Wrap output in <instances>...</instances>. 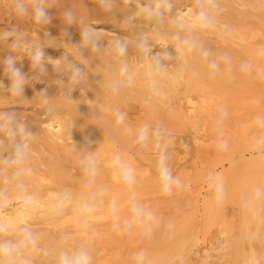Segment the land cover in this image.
<instances>
[{
    "label": "rangeland",
    "instance_id": "374dc122",
    "mask_svg": "<svg viewBox=\"0 0 264 264\" xmlns=\"http://www.w3.org/2000/svg\"><path fill=\"white\" fill-rule=\"evenodd\" d=\"M53 2L56 7L49 9L51 23L37 25L30 18L17 17L9 7L10 0H0V33L8 28L18 30L23 36L25 47L37 45L42 48L44 59L49 61L45 65L48 70L46 74L32 70L27 55L24 56L22 51L15 54L17 59L23 58L22 71L29 76V83H34L35 74L47 75L43 88L47 87V94L56 98L59 104L68 102L65 97L58 95L66 88L67 77H61L55 70L57 59L67 55L76 63L88 65L86 71L91 78L90 65L99 56L85 53L82 57L73 47L80 40L77 25L68 28L70 36L63 39L66 25L61 13L67 9H72L85 23L100 29L102 44L117 38H127L132 61L139 60L132 45L142 33L152 37L153 55H173L171 59L164 58L165 65L172 64L177 57L175 46L156 39L151 33V25L147 29L144 20L138 17L137 4L144 3V0H131V3L119 0L115 15L105 11L98 0ZM248 17L252 28H257L259 32V35L256 33L249 38L252 44L255 43L253 45L258 46L259 52L240 51L241 47H235L238 51L229 52L232 63L227 64L216 51H210L206 59L200 61L202 70L198 68L201 71L196 72L192 69V75L202 73L207 78L205 81L211 84H208L207 90L204 87L196 94L193 92L190 102L175 97L167 101L168 98L164 96L165 99L161 97V101L159 90L155 88L156 93H152L153 87L148 89L150 84L146 86L147 80L144 81L145 78L140 77V74L135 76L138 78H135L134 87L122 91L123 101L119 99L116 102L115 111L125 114L123 121L131 124L133 133L129 135L124 131L128 137H122L125 139L122 142L117 137L118 140L111 146L121 160L134 169L133 183L129 185L122 180L116 181L119 188L127 187L126 191L123 190L128 192V198L124 194L119 198L125 207L111 215L88 218V223L85 222L82 230L78 231L74 230L67 218L55 222V230L62 227L64 231L67 227L69 234L86 236L92 244L96 236L91 233L93 219L100 225L99 237L104 229H108L104 235L112 229L108 236L114 239L105 235L108 239L104 241L103 235L102 241L97 239L99 242L94 244L92 257L95 259L92 258V264H137V254L141 251L146 254L145 264H231L238 256L240 260L245 256L247 258L249 246L255 250L254 257L257 255L263 264L264 195L255 200L253 192L257 188L264 189V182H255L257 178V181H264V142H260L264 139V76L258 75L264 72V54H261L264 49L259 47L260 42L264 43V27L259 24L258 17L259 20L256 16ZM256 21L259 22L256 24ZM262 22L263 19L261 24L264 25ZM12 35L15 36V31ZM9 50V43L0 41V57L7 55ZM103 54L109 55L107 48ZM213 61L218 62V68L211 66ZM244 62L251 63V72L241 70ZM90 78L85 82L92 81L96 85V81ZM6 79L0 69V81L5 83V87ZM40 90L43 89H38V92ZM163 90L165 95L169 93L168 88L164 87ZM169 90H176L173 94L180 96L183 85L177 84ZM2 93L0 89V111L16 112L30 129L34 123L32 119L45 117L40 104L29 99L3 97ZM149 98L151 102L146 104L145 100ZM153 103L155 106H151ZM145 124L150 126L149 138L140 142L139 129ZM90 128L92 132L96 131L95 127ZM157 131L160 135L156 134ZM118 135L121 136V133ZM221 143H225L226 147H219ZM249 168H256L254 172L259 177ZM210 178L223 185L222 199L219 201L215 199V189L209 187ZM252 182L256 186L250 193L249 187L254 186ZM247 186L249 189L246 190ZM240 198L243 201L252 199L242 205ZM148 213L152 214L151 220L147 219ZM113 228L115 235H111Z\"/></svg>",
    "mask_w": 264,
    "mask_h": 264
},
{
    "label": "bare ground",
    "instance_id": "6f19581e",
    "mask_svg": "<svg viewBox=\"0 0 264 264\" xmlns=\"http://www.w3.org/2000/svg\"><path fill=\"white\" fill-rule=\"evenodd\" d=\"M175 2V8L180 9L186 18V22L191 24L190 15L195 10L194 0H177L176 4ZM137 5L136 9L138 12L140 5ZM216 5V27L203 31L196 29L194 35L197 38V46L192 50L181 48L172 64L171 62L164 64L165 71L162 75L150 73L145 61L136 60L137 58L134 59L136 61L130 59L131 68L135 74H140V77L145 78L143 79L144 81L147 80L146 86L150 84V87L147 88L155 87L159 90L160 100L164 96L168 98L167 101H169V98L173 99L175 97V99L181 100L182 98V100L185 99V102H190L193 92H200L204 87L206 89L208 84H211L207 83L209 82L208 80L205 81L207 78L202 73L196 74V76L192 75V71L200 72L202 70L200 61L207 57L203 54L205 50L208 53L216 51L219 57L227 55L230 57V64L232 60L229 52L238 51L235 47H241L240 51L256 52L259 50L258 46L253 45L255 43L252 44L249 39L255 36L256 33L259 35V32L257 28H252V23L248 16L258 17L260 19L257 18L260 21L259 24L264 27L261 24L262 19L264 22V0H216ZM175 8L173 11H175ZM143 22L146 23L148 29L150 24L146 21ZM258 22L256 21L255 23L257 24ZM151 28V33L156 39L170 43L176 48L177 41L173 39V32L170 29H154L152 25ZM260 29L262 30L263 28ZM259 40L261 41L260 37ZM259 42L256 44H259ZM260 43V49H264V46L262 47L264 43ZM48 60L51 59L49 58ZM90 68L92 73L90 76H92L91 78L88 77V79L95 80L98 87L92 81H83L85 83L82 82L83 84L78 86L72 94L74 102L68 101L59 104L56 98L48 94L50 102L48 104L42 103L37 93L38 89L45 88V86L43 88V83L45 80L47 81V75L38 76L36 74L34 75V83L26 85L23 96L17 97V99H29L36 104H40L45 112V117L32 119L34 123L31 125V130L34 132V136L30 141V147L33 153H30L26 173L23 177V185L11 195L7 203L0 205V220H3L9 226L7 233H0V243L19 242L21 239L19 230L25 228L37 238L35 245L29 244L24 249L23 257L18 258L27 261L28 264H57L58 256L62 252L71 253L82 247L86 248L92 257L94 244L99 242L97 239L102 241V236L108 229H104L105 231L99 237L98 230L100 225H98L96 219H93L95 221L91 222L94 225L91 233L96 236H94L95 241L92 244L86 236L69 234L68 231L70 232V230L67 227L64 228L67 229L64 231L62 227V229L57 228L55 230V222L57 223L60 219L67 218L72 223L75 231L82 230V225L88 223V218H97L102 214L111 215L117 210L123 209L125 204L119 199L120 195L124 194L126 198L129 195L128 192H125L127 187H123L124 191L117 185L118 182L116 181H121V179L117 175L118 167L113 164L117 151L111 146V143L118 140V138V141H121L124 139L122 137H128L126 134L130 135V133H133L130 127L131 124L128 121H123L122 123L119 121V117H117L119 111L117 110L118 115H116V102L120 101L119 99L123 96L121 95L122 92L110 94L105 87L106 82L113 75V58L107 54L99 55L98 59L92 62ZM186 70L189 73L187 72L188 74L185 75L184 72ZM4 82L8 86V78ZM177 84L183 85V91L180 92V96L173 94L177 90L176 88L172 92L169 90V88L173 89ZM164 87L168 88L169 93H166V95L163 93ZM64 93L65 89L61 94L59 92L58 95L64 98ZM2 94L3 97H8L6 93L4 94L3 92ZM154 98H159V96ZM171 99L170 102L172 103ZM154 103L150 105L155 106ZM186 109L188 110L189 107ZM185 112L187 111L185 110ZM90 127H95L96 131L92 132L93 130H89ZM124 131L127 133L125 134ZM119 133H121V136L118 135ZM95 151L96 159L94 163L86 168L81 163L82 158L85 153ZM92 168H94V172L91 171ZM255 170L256 168L251 171L254 172ZM254 174L259 177L256 172ZM251 175L253 176V173ZM257 180L255 182H264ZM253 184L254 186H250V189L248 186L246 187V190L249 189L250 193H252V188L255 190L254 187L256 185L255 183ZM65 193L70 194V203L63 208L57 209V205ZM246 193H249V191H246ZM29 196L33 198L31 204L24 202V198ZM251 199L243 201L240 198L239 200L244 205L245 202L251 201ZM83 203L91 205L93 211L82 214L79 206ZM110 230L112 229H109V233L105 234L107 237H109L108 234L110 235ZM114 232L115 229L113 228L111 235ZM106 236L104 241L108 239ZM109 238L114 239L113 236ZM252 248L249 246L247 258L245 256V258L243 257L240 260L238 256V258L236 257L237 259L232 260L231 264H253V261L258 260V257L257 255V259L254 257L255 250ZM242 254L243 256L245 255L244 251ZM92 258L95 259L94 257ZM260 261L259 264H261ZM262 263L264 264V262Z\"/></svg>",
    "mask_w": 264,
    "mask_h": 264
},
{
    "label": "clouds",
    "instance_id": "9594fccd",
    "mask_svg": "<svg viewBox=\"0 0 264 264\" xmlns=\"http://www.w3.org/2000/svg\"><path fill=\"white\" fill-rule=\"evenodd\" d=\"M105 11L116 14V9L119 7V0H98ZM131 3V0H128ZM9 7L11 11L20 18H30L37 25H49L52 17L49 15V9L56 7L53 0H10ZM173 0H144L138 9V17L153 26L154 29H170L173 32V39L177 41L175 51L178 53L181 48L192 50L197 46V38L194 35L196 29L201 31L216 27V0H194V11L190 15L191 24L186 22L182 11L175 8ZM63 21L66 25L63 31V39L69 37L68 28L77 25L79 28L80 40L73 45L80 54L85 56V53L93 55H102L105 48L108 54L113 58L114 69L112 77L106 82V89L110 94H119L123 90L135 86V72L130 64V44L127 38H117L108 44H102L100 29L91 24L85 23L83 18L77 17L72 9H67L61 13ZM15 31V36L12 35ZM0 41L9 43L10 50L7 55L0 57V69L8 78L9 84L5 87L0 81V89L4 94L13 98L22 97L24 88L29 85V76L22 71L21 59H17L15 53L23 52L27 55L31 69L38 71L41 74L48 72L44 53L40 46H26L22 34L18 30L12 28L5 29L0 33ZM152 37L142 33L135 40L132 48L136 58L145 61L150 73L153 75H162L165 71L164 58H172V54H152ZM205 56L209 53L205 50ZM264 54V53H261ZM220 59L230 64V57L224 55ZM19 65V66H18ZM83 65V66H81ZM213 68H218L217 61H213ZM88 65L76 63L69 56L65 55L61 59H57L55 70L61 77H67L65 88V98L68 101H75L72 98L73 92L83 81L88 79L86 71ZM241 70L249 73L252 70L250 62H244L241 65ZM264 76V72L258 73ZM155 87L151 89L152 93H156ZM48 89L45 88L38 92L37 95L41 98L42 103L48 104L50 96L47 94ZM151 98L146 99L145 103H150ZM124 113H119V121L123 122ZM150 126L142 125L139 129L138 140L145 142L149 138ZM160 135L159 131L156 133ZM34 136L33 131L28 124L21 120L19 115L14 111H0V205L9 201L11 195L17 192L23 185V177L26 173V166L29 162L31 153L30 141ZM260 142H264L262 139ZM221 148H225L226 144L221 143ZM95 152H87L82 158L81 163L88 168L95 159ZM113 164L118 167V177L126 184L134 182V169L122 162L119 155L115 156ZM94 172V168L91 169ZM170 175V174H169ZM179 183V181H177ZM210 188L215 189V199H222L223 185L210 178ZM264 195V189L257 188L254 192L253 199L258 200ZM32 197H25L24 202L32 203ZM70 203V194L65 193L60 199L57 209L63 208ZM82 214L91 213L93 207L88 203H83L80 206ZM138 216V213H137ZM147 219H152V214L148 213ZM137 222H142L137 220ZM9 226L3 220H0V233H7ZM21 239L17 243L3 242L0 243V264H28L23 259L24 249L29 244L35 245L36 236L28 229H20ZM146 254L141 251L137 254V264H145ZM57 264H92V257L88 250L84 247L75 252H62L57 259ZM253 264H259V261H253Z\"/></svg>",
    "mask_w": 264,
    "mask_h": 264
}]
</instances>
